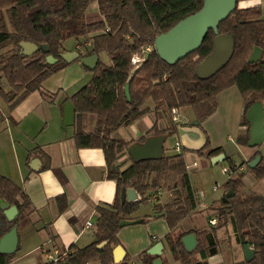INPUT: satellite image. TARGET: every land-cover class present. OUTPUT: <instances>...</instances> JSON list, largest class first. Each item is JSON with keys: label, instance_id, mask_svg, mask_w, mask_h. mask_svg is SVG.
Returning a JSON list of instances; mask_svg holds the SVG:
<instances>
[{"label": "trees", "instance_id": "obj_1", "mask_svg": "<svg viewBox=\"0 0 264 264\" xmlns=\"http://www.w3.org/2000/svg\"><path fill=\"white\" fill-rule=\"evenodd\" d=\"M91 0H0V97L13 108L27 95L38 90L50 76L65 68L68 62L60 58L63 42L71 38H84L91 43L90 54H105L93 69L86 68L92 76L87 84L69 99L75 113L73 140L78 149L99 148L104 154L105 176L116 183V195L111 204L96 207L95 240L84 247L71 246L62 263L86 264L98 259L101 264H128L126 256L114 263L112 250L119 245L117 234L123 221L130 220L141 203H147L153 191L164 188L172 195V201L156 205L153 210L162 216L169 228L164 243L174 260L181 264H208L207 256L216 252L215 239L207 235L206 243L201 231H177L181 221L196 207V196L188 179L184 159L186 149L165 154L158 159L132 161L127 155L131 142H125L112 134L146 113L145 104L153 103L155 114L171 120L173 109L190 108L197 127L212 116L217 108V95L235 87L243 99H248L243 111V124L248 129L237 142L247 145L249 123L246 112L256 101L264 100V20L259 6L240 8L218 25L219 34L233 38V53L228 63L208 79L195 74L197 66L211 54L215 34L209 30L201 46L175 64L161 60L154 50L155 37L166 32L178 21L196 12L203 0H96L100 21L87 22L86 12ZM31 42L49 48L45 54L40 48L27 56L20 53V43ZM150 47V51L146 48ZM254 47L261 49L257 62L247 60ZM51 55L57 61L49 63ZM133 57L141 60L132 63ZM128 85L129 100L124 87ZM86 113L96 116L95 129L86 133L82 117ZM172 121V120H171ZM175 124L174 122H172ZM176 128L159 130L154 124L139 139L149 136L175 133ZM198 156L208 159L222 153V148H210L208 138L195 149ZM125 155L126 162H118ZM259 152L251 157L254 159ZM229 166L236 164L230 159ZM128 164V165H126ZM256 180L264 178V158L249 168ZM46 164L44 168H48ZM56 177L64 183V176L54 169ZM241 175L230 177L224 183L225 195L218 210L219 216L230 215L237 241L252 247L253 257L246 264H264V196L256 193L242 194ZM132 188L140 196L135 202L121 203L122 189ZM231 191V192H230ZM19 198L22 201H19ZM0 201L15 206L17 216L8 221L0 208V237L27 215L30 203L21 188L0 175ZM58 211L67 207L65 195L56 197ZM149 219H146V221ZM145 221V222H146ZM196 235V245L187 250L182 242L185 234ZM102 248H97L101 242ZM12 254L0 253V264H11ZM143 264H152L156 256L142 251L138 255ZM199 257V258H196ZM49 264V263H45Z\"/></svg>", "mask_w": 264, "mask_h": 264}, {"label": "crops", "instance_id": "obj_2", "mask_svg": "<svg viewBox=\"0 0 264 264\" xmlns=\"http://www.w3.org/2000/svg\"><path fill=\"white\" fill-rule=\"evenodd\" d=\"M91 2L94 6L92 9L97 8L96 0H91L90 4ZM253 6L260 7L264 20V0H242L238 3L240 8ZM92 13L97 14L98 9ZM62 46L64 49L62 53H77V57L68 61L65 68L46 79L38 90L27 95L13 108H9L0 97V175L18 185L29 200L27 215L16 225V232L20 251L30 247L39 250L37 260L31 264H42L38 262L40 255L44 257L45 252L53 249L67 251L71 246L84 247L93 242L96 207L111 204L116 195L115 181L105 176L106 165L102 150L76 148L73 140L75 113L72 120L68 113L69 104L72 105L69 98L87 84L92 76L86 70L93 69L95 65L92 62L93 54L89 53L91 43L84 38H71L63 42ZM97 57L99 60L100 56ZM237 92L235 87H230L219 93L214 115L199 127L195 126L196 122L191 125L186 122L185 125H180L183 120L180 115V122L175 124L164 115L158 117L153 103L147 102L144 115L120 127L112 136L132 144L139 142L154 124L159 130L174 126L176 128L174 134L177 136L175 141H180L181 150L185 148L186 152H192L188 158L186 152L184 153L186 167L196 163V166L191 168H196L199 164L207 166L205 160L211 164L210 159L195 153L203 139L208 138L210 148L221 147L225 158L231 159L235 153L240 156L239 161L234 162L241 168L234 173L241 175L240 193L264 196V178L256 180L244 169L243 163L248 164L251 161L254 153L259 152L257 147L262 143L250 148L237 142V138L243 137L248 129V125L242 123L248 99H243ZM261 102L264 106V102ZM232 108L237 113L234 123L229 119L230 114L220 116L222 112L225 113ZM82 122L84 132L92 133L95 129L96 116L86 113L82 117ZM188 135L196 140L193 148L188 146L189 141L186 139ZM165 141L163 152L172 154L173 152H169V148L165 146ZM259 155L264 158L262 154ZM197 157L202 158L201 162ZM118 162L127 163L126 156L122 155ZM46 164H49L48 168H44ZM54 169L60 170L64 176V183L56 177ZM188 179L195 192L196 207L179 223L177 231L185 232L192 229L201 231L200 237L205 243L207 235L215 239L216 252L207 256L208 264H246L243 245L237 241L230 215L219 216L222 212L218 207L228 193L223 189L220 194H213L207 198L196 186H192L189 175ZM217 187H214L213 191L218 192ZM60 195H65L67 200V207L63 213H59L56 201V197ZM136 195L138 201L140 196L137 193ZM19 201L22 199L19 198ZM171 201L172 195L164 188L158 187L148 201L150 210L146 213L135 212L132 219L126 220L132 223L122 226L117 238L125 251V257L129 258L128 264H143L139 260V253L147 252L159 241L162 243L161 254L153 256L159 257L161 264H181L173 259L164 243V236L169 231L166 221L153 210L154 206ZM149 218L153 219L151 220L153 222L162 223L165 228L164 234L158 236L156 232L148 229V226L138 229L136 233H130L129 230L142 227L129 226L145 224ZM87 221L92 223V227L86 228ZM187 235H193L194 248L197 242L196 235L188 233L183 237ZM248 247L253 253L252 247ZM19 254L17 252L14 264L22 258Z\"/></svg>", "mask_w": 264, "mask_h": 264}, {"label": "water", "instance_id": "obj_3", "mask_svg": "<svg viewBox=\"0 0 264 264\" xmlns=\"http://www.w3.org/2000/svg\"><path fill=\"white\" fill-rule=\"evenodd\" d=\"M237 0H203L202 6L196 12L186 16L178 21L166 32L158 34L154 39V50L161 60L168 64H175L179 60L186 57L191 52L197 50L209 30L215 34L213 39V49L209 56H207L196 68L195 74L201 79H208L223 68L230 60L233 53V38L229 34H219L218 25L225 20L236 8ZM20 53L31 56L35 54L39 48L48 54L49 48L46 44L38 47L31 42L20 43ZM261 55V49L254 47L247 62H257ZM77 57V53H61L60 58L65 61H71ZM46 61L54 63L56 58L48 55ZM98 57L93 55L92 62L97 63ZM94 65V67H95ZM93 67V68H94ZM124 93L129 100L128 85L124 87ZM68 113L71 120L74 119V108L69 104ZM246 120L249 123L247 146L255 148L264 141V106L261 101L254 102L246 112ZM196 124V123H194ZM166 139L165 135L149 136L143 142L132 143L127 148V154L134 162L140 160L158 159L163 154V143ZM261 156L257 155L254 159L248 162V167L253 169L260 161ZM225 159L223 153L210 158L212 164H216ZM231 192V191H230ZM231 193L227 195L230 196ZM137 198L136 191L132 188H123L120 195L121 203L125 201L135 202ZM0 208L8 221H12L18 214L15 206H9L7 203L0 201ZM132 222L123 221L120 226L128 225ZM187 250H192L194 245L193 235L183 237ZM106 242H101L97 248H102ZM18 238L16 226H13L8 232L0 237V253L12 254L17 250ZM245 259L248 262L253 257V253L247 244L243 245ZM162 251V243L159 241L147 252L151 255L159 256ZM113 261L115 263L121 262L125 257V251L119 244L112 250ZM62 264H69L64 262ZM152 264H161V260L157 257Z\"/></svg>", "mask_w": 264, "mask_h": 264}, {"label": "rangeland", "instance_id": "obj_4", "mask_svg": "<svg viewBox=\"0 0 264 264\" xmlns=\"http://www.w3.org/2000/svg\"><path fill=\"white\" fill-rule=\"evenodd\" d=\"M92 3L93 2H91V4L89 3V5H91L90 7H88L89 13L86 12L87 22H90V23L100 21L102 19L98 13L97 14L92 13L93 11H96V9H97L96 7H95V9H92L94 7V6H92L93 5ZM87 11H88V9H87ZM72 41H74V40L72 39ZM100 58L102 61H104V62L106 61V55L105 54H101ZM237 93L239 94V92H237ZM239 96H241V95L239 94ZM263 102H264V100H263ZM178 113H179L180 117L183 118V120H181L180 125H185V122L189 125H191V123H193V122H196L195 117L193 115V112L190 108L189 109L188 108L187 109H180L178 111ZM227 114L231 115L229 119L231 122L234 123V120H235L236 115H237L236 110H234V108H232V109H230V111L227 110V112H225V113L222 112L220 114V116L225 117ZM176 137L177 136L175 134H172L166 138L165 146L167 148H169V152H171V151L174 152V150H172V148L174 146ZM186 139L189 141V143H188L189 147H191V148L195 147L194 145H195L196 140L193 137L188 135ZM257 149L260 152L259 154H262L264 156V141L262 142V144L259 147H257ZM189 154H192V152H190V153L186 152V158L189 157ZM197 159H199V161L201 162L202 158L197 157ZM239 159H240V156L237 155V153H235L231 157V160L233 162H238ZM127 163H129V161ZM205 163L207 166H203V164L202 165L199 164V166L197 165L196 168L189 167V168H187V170H188V175L190 177V181L192 183V186H196L200 193L203 192L205 194V196H207V198L208 197L210 198L213 194L218 195L222 192L223 185L228 180V175L223 172V169L229 166V161L224 159V160H222L216 164H212V163L209 164V162L207 160H205ZM244 169H245V166H244ZM245 171H246V169H245ZM246 172L250 173L249 171H246ZM237 175H239V174H234L233 177H235ZM240 179H241V177H240ZM216 186H218L217 187L218 192L213 191V188ZM150 208H151V206H150L149 202L141 203L138 206L136 212L146 213L150 210ZM151 220H153V219L149 218L148 221L144 222L145 224H136V225L129 226L130 228L142 227V228H135V230H129L130 233H136L138 231V229H143V228L148 226L147 228L148 229L150 228L151 230H153V232H156L158 236H160L161 234H164L165 228L162 225V223L161 222L156 223V221L153 222ZM21 250L22 251H20V249H19L17 252L20 253L19 256L21 255L22 258H20V260L16 264H31V262H33L34 260L35 261L37 260L36 257L39 254V250L34 249L33 247L25 248L24 250L23 249H21ZM17 252H16L15 256L13 257L11 264H14V261L17 259ZM38 262L45 264V263H47V260L43 256L40 255ZM86 264H101V263L98 259H94V260L89 261Z\"/></svg>", "mask_w": 264, "mask_h": 264}, {"label": "built area", "instance_id": "obj_5", "mask_svg": "<svg viewBox=\"0 0 264 264\" xmlns=\"http://www.w3.org/2000/svg\"><path fill=\"white\" fill-rule=\"evenodd\" d=\"M151 48L147 47L146 51H150ZM141 59L139 57H133L132 63L135 64L139 62ZM171 120L174 123H179V113L177 109H173L171 112ZM173 149L175 152L181 151V143L180 141H175ZM196 166V163H192L191 167ZM189 168V165L187 166ZM237 170H241V168L236 165L234 168H231L230 166L223 169V172L228 175V178L233 177L234 173H236ZM92 227V223L90 221L86 222V228ZM66 251H60L58 249H53L51 251L45 252L44 257L47 260V263L49 264H62V259L65 257Z\"/></svg>", "mask_w": 264, "mask_h": 264}]
</instances>
